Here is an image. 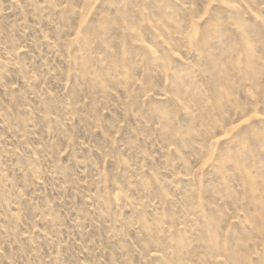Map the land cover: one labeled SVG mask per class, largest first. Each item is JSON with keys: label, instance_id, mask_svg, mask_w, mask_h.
<instances>
[{"label": "rangeland", "instance_id": "obj_1", "mask_svg": "<svg viewBox=\"0 0 264 264\" xmlns=\"http://www.w3.org/2000/svg\"><path fill=\"white\" fill-rule=\"evenodd\" d=\"M0 264H264V0H0Z\"/></svg>", "mask_w": 264, "mask_h": 264}]
</instances>
